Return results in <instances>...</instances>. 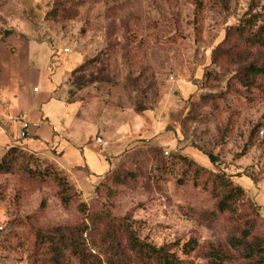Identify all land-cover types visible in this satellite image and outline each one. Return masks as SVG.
Wrapping results in <instances>:
<instances>
[{"label": "rangeland", "instance_id": "1", "mask_svg": "<svg viewBox=\"0 0 264 264\" xmlns=\"http://www.w3.org/2000/svg\"><path fill=\"white\" fill-rule=\"evenodd\" d=\"M254 14L264 20V0H0V121L41 106L52 75L69 65L54 91L90 132L81 146L110 165L80 190L59 148L15 147L11 170L0 173V264H40L33 230L89 226L79 204L128 218L151 246L178 244L176 257L192 264L206 262L182 254L189 240L224 246L246 224L264 237V78L240 81L246 64L264 65V51L247 55L232 30ZM102 133L105 149L94 144ZM72 158L66 151L62 164ZM180 158L242 189L233 214L217 213L210 184ZM59 179L78 191L66 209ZM63 262L79 264L67 253Z\"/></svg>", "mask_w": 264, "mask_h": 264}, {"label": "trees", "instance_id": "2", "mask_svg": "<svg viewBox=\"0 0 264 264\" xmlns=\"http://www.w3.org/2000/svg\"><path fill=\"white\" fill-rule=\"evenodd\" d=\"M232 30L244 52L264 51V20L260 15L247 16ZM59 59L55 56V52L50 58L49 63L54 70L59 67ZM257 78H264V65L253 62L246 64L241 72L240 81L246 86H253ZM63 104L69 105L67 102ZM15 151V147L8 149L0 159V173H8L11 170ZM206 157L211 164L215 162L212 155L207 154ZM180 160L183 165L192 169L196 179L204 178V183L210 184V193L216 199L217 213L235 212L236 204L243 194L240 187L234 186L231 180L221 173L211 174L185 158ZM117 181L121 180L117 179ZM59 187L58 198L61 206L66 209L73 197H77V190L65 179H59ZM78 207L81 213H86L89 226L82 225L73 230H33L36 247L34 251L44 256L40 264H65L64 253L76 259L79 264H101L96 254L86 253L84 235L88 237L90 246L96 250V253L102 254L105 259L104 264H192L191 261L176 257L172 248H178V244L156 248L141 241L128 218L115 220L105 211L89 213L84 204H79ZM246 226L238 237L229 238L224 246L209 245L199 249L194 240H189L182 245L181 252L186 257L198 255L206 264H264V237L253 235V227L248 224Z\"/></svg>", "mask_w": 264, "mask_h": 264}, {"label": "crops", "instance_id": "3", "mask_svg": "<svg viewBox=\"0 0 264 264\" xmlns=\"http://www.w3.org/2000/svg\"><path fill=\"white\" fill-rule=\"evenodd\" d=\"M69 67V65H64L58 70L56 69V73L51 77V82L53 83L51 96L41 103V106L31 110L19 109L10 113V115L22 113L29 124H38L37 128H29L26 139L22 140L19 138L18 124L8 123L5 120L0 121V159L8 149L13 147L24 146L29 151L44 154L47 145L52 144V147L60 149L59 162L61 161V169L66 171L71 179L76 180L80 189L82 183L85 184L91 179L94 181L99 180L108 172L110 165L106 158L104 159L98 153L94 156L87 152L84 149L85 147L81 146L85 144V142L83 143L84 136L87 133L90 134V132L83 130L82 126L77 125L74 106L63 104L59 98V92L54 91V87L58 84L63 72ZM46 73L47 75L49 74L48 66ZM33 110L38 111L36 117L31 115ZM98 136L104 140L107 139L103 133ZM111 139L113 140L112 148H114V151L109 155L114 156L117 153L115 148L120 142L117 135L111 136ZM66 151L70 153L73 160L71 163L62 164ZM81 179H84L85 182Z\"/></svg>", "mask_w": 264, "mask_h": 264}, {"label": "built area", "instance_id": "4", "mask_svg": "<svg viewBox=\"0 0 264 264\" xmlns=\"http://www.w3.org/2000/svg\"><path fill=\"white\" fill-rule=\"evenodd\" d=\"M64 53H68L67 50H64ZM5 121L8 123H16L19 126V138L25 139L27 137L29 128H37L38 124H29L22 113L16 115L5 116ZM94 144L99 146L101 149L108 147V143L101 137L97 136L94 139Z\"/></svg>", "mask_w": 264, "mask_h": 264}]
</instances>
